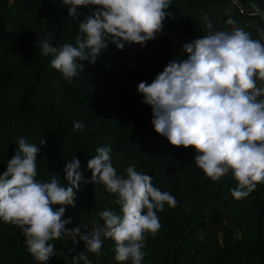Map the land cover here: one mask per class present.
Segmentation results:
<instances>
[{"label":"trees","instance_id":"obj_1","mask_svg":"<svg viewBox=\"0 0 264 264\" xmlns=\"http://www.w3.org/2000/svg\"><path fill=\"white\" fill-rule=\"evenodd\" d=\"M170 3L166 11L172 16L166 17L155 40L146 46L125 44L123 50L109 40L96 64L78 61L84 70L69 83L54 71L52 57L42 54L38 42L47 35L53 46H75L79 23L90 14L89 8L78 9L74 19L63 0H0V175L20 138L41 149L37 181L47 182L55 175L64 188L71 186L65 178L66 163L79 159L83 180H91L88 161L97 148L111 147L118 175L126 177V168L135 164L138 172L152 176L155 187L178 201L175 208L165 204L157 212L161 228L155 236L146 234L142 264H158L153 254L165 264H264L260 184L248 197L235 199L230 189L238 182L231 171L215 183L208 178L195 163V148H176L155 132L152 107L138 93L139 83H152L168 62L184 58V44L263 20L251 13L253 3L264 11V0ZM228 8L231 14L225 16ZM251 38L256 40L254 34ZM75 122L84 124L82 131L74 129ZM41 139L46 140L44 146L38 143ZM74 191L75 206H67L64 217L72 219L68 229L90 232L103 223L98 213L105 209L122 214L103 185L82 181ZM102 240V254L88 253L92 264H130L115 260V241ZM50 243L55 256L46 264H72V257L86 247L83 241L73 245L71 238ZM0 264H41L28 252L21 228L2 220Z\"/></svg>","mask_w":264,"mask_h":264},{"label":"clouds","instance_id":"obj_2","mask_svg":"<svg viewBox=\"0 0 264 264\" xmlns=\"http://www.w3.org/2000/svg\"><path fill=\"white\" fill-rule=\"evenodd\" d=\"M68 15L78 18V9L89 8V15L79 23L75 46H53L48 36L38 45L50 65L71 83L83 65L96 64L110 44L123 50L125 44L146 46L172 13L166 11L170 0H63ZM95 6V7H93ZM252 15L264 17L252 4ZM228 24H234L229 20ZM211 28V25H208ZM264 39V29H260ZM109 40L111 43L109 44ZM184 58L166 65L152 83L141 82L138 93L153 110L152 124L157 134L176 148H195L196 165L214 183L231 171L238 186L230 189L240 200L264 183V43L254 40L243 28L216 31L199 36L182 48ZM75 130L84 124L75 122ZM7 161L0 175V220L18 226L25 237L28 252L46 264L55 256L53 243L71 238L73 245L83 241V252L72 257V264H92L88 253L102 254L104 238L115 241V260L142 264L146 234L155 236L161 223L157 212L165 204L175 208L177 199L153 185V178L138 172L136 165L126 168V177L117 174L112 163L111 147H99L88 161L91 180H83L79 159L66 163L64 172L70 187L61 186L53 175L50 181L38 182L37 157L40 147L24 138ZM40 146L46 144L41 139ZM103 185L115 196L120 213L105 209L98 213L103 223L90 232L79 227L68 229L72 219L64 218L67 206H75V191L80 184ZM60 206L56 210L53 206Z\"/></svg>","mask_w":264,"mask_h":264},{"label":"rangeland","instance_id":"obj_3","mask_svg":"<svg viewBox=\"0 0 264 264\" xmlns=\"http://www.w3.org/2000/svg\"><path fill=\"white\" fill-rule=\"evenodd\" d=\"M223 14H224L225 16L230 15V14H231V9H230V8L225 9V10L223 11ZM234 27H238V25H237V24L234 25V26L230 29V31H231ZM239 28H240V27H239ZM241 28H243L246 32L250 33V36H251L252 34H254V37H255L256 40H257V39H260L261 41H264V39H262V34H261V32H260V29H264V19L261 20V21H254V22H252V23H248V24H246L245 26H243V27H241ZM263 43H264V42H263ZM54 71H55V72H58V73L60 72V71L55 70V69H54ZM260 188H261V191L264 193V183H261V184H260ZM153 259H154L158 264H165V263L162 261V259L159 257V255L153 254Z\"/></svg>","mask_w":264,"mask_h":264}]
</instances>
